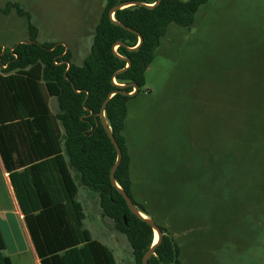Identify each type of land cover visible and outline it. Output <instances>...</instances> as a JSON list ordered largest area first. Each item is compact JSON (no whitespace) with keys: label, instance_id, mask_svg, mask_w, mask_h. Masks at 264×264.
<instances>
[{"label":"rangeland","instance_id":"rangeland-1","mask_svg":"<svg viewBox=\"0 0 264 264\" xmlns=\"http://www.w3.org/2000/svg\"><path fill=\"white\" fill-rule=\"evenodd\" d=\"M8 3L31 14L40 43L65 45L77 65L106 6L0 0L4 47L28 39L26 19L1 11ZM145 78L123 132L133 199L176 240L182 264H264V0H209L192 27L171 24ZM89 192L78 198L85 229L117 264H135Z\"/></svg>","mask_w":264,"mask_h":264},{"label":"trees","instance_id":"trees-1","mask_svg":"<svg viewBox=\"0 0 264 264\" xmlns=\"http://www.w3.org/2000/svg\"><path fill=\"white\" fill-rule=\"evenodd\" d=\"M133 1L157 2L106 0L82 65L72 62V52L65 45L40 43L31 14L20 4L8 3L1 9L4 14L14 9L27 22L26 41L5 49L0 44V154L41 264H117L113 252L85 229L80 188L98 196L103 216L129 242L135 264H142L154 246L152 227L131 213L111 183L117 152L100 112L112 93L128 94L113 95L105 110L123 153L115 177L139 211L150 218L131 194V156L123 135L128 102L144 88L146 72L169 26L192 27L209 0H162L154 8L131 6L117 11L115 20L135 31L131 32L113 22L109 11ZM139 35L143 42L130 51L139 45ZM122 58L132 64L119 73L127 67ZM129 84L138 86L135 94ZM51 98L57 102L56 114L50 108ZM159 227L164 236L149 264H182L179 244L165 227ZM0 264H13L1 231Z\"/></svg>","mask_w":264,"mask_h":264},{"label":"crops","instance_id":"crops-1","mask_svg":"<svg viewBox=\"0 0 264 264\" xmlns=\"http://www.w3.org/2000/svg\"><path fill=\"white\" fill-rule=\"evenodd\" d=\"M49 103L52 113L56 114L57 102L55 110L53 109V107H51V99ZM89 193H86V195H89ZM0 231L5 244V253L11 258L13 264H41L34 244L31 240L29 231L25 224L23 213L20 209L14 189L12 187L9 173L5 169L1 154Z\"/></svg>","mask_w":264,"mask_h":264},{"label":"water","instance_id":"water-1","mask_svg":"<svg viewBox=\"0 0 264 264\" xmlns=\"http://www.w3.org/2000/svg\"><path fill=\"white\" fill-rule=\"evenodd\" d=\"M161 1L162 0H157V2L154 5H146V4H143L141 2H137V1L123 3V4L117 5L114 8H112L109 11V17H110V19L113 22H115L117 25H120L122 28L127 29V30H129L131 32H135L134 30H132V29L126 27L125 25L117 22L115 20V13L117 11L121 10V9H124V8H127V7H131V6H140V7L154 8V7L158 6L161 3ZM139 39H140L139 45L136 48H134V49H129L130 51L136 50L141 45V43L143 42V37H141L139 35ZM121 45H123V43H118L117 44V46H121ZM4 49H5V47H4ZM122 59L127 62V67L125 69H123L122 71H120L119 73L125 72L132 64L130 59H126V58H122ZM128 86H130V87H132L134 89V92L132 94H135L138 91V86L136 84H129ZM120 87L121 88H125L126 86L122 85ZM118 93H121L123 95H128L127 93H124L122 91H117V92L112 93L109 96V98L104 102V104L102 106V109H101V112H100V118H101V122H102L103 128L106 131L109 139L111 140V142L114 145L115 150L117 152V161H116L115 165L113 166V168L111 170L110 180H111L112 185L115 186L118 189L119 193L125 199V201H126L128 207H129L131 213L134 214L135 216L139 217L140 219L144 220L147 224H149L152 227V229L154 230L155 234L158 235V240L154 243V246L151 247L146 252V254L144 255V257L142 259V264H149V260L155 255L156 247L161 243L164 234L161 231L160 227L151 218H149L148 216L143 214L141 211H139L138 207L134 204V202L132 201L130 196L116 182L115 175H116L118 167L121 164V161H122V158H123V153H122L121 148H120L117 140L115 139V137L113 135V132H112V130H111V128H110V126H109V124L107 122V119H106V116H105V110H106L107 104H108L109 100L112 98V96L116 95Z\"/></svg>","mask_w":264,"mask_h":264},{"label":"bare ground","instance_id":"bare-ground-1","mask_svg":"<svg viewBox=\"0 0 264 264\" xmlns=\"http://www.w3.org/2000/svg\"><path fill=\"white\" fill-rule=\"evenodd\" d=\"M156 236H157V239L155 240V242L158 240V235L156 234Z\"/></svg>","mask_w":264,"mask_h":264}]
</instances>
